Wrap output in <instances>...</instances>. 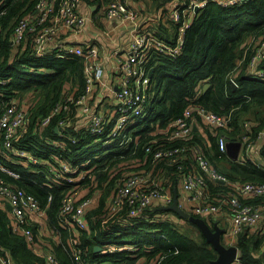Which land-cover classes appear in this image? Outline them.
Instances as JSON below:
<instances>
[{"label":"trees","instance_id":"16d2710c","mask_svg":"<svg viewBox=\"0 0 264 264\" xmlns=\"http://www.w3.org/2000/svg\"><path fill=\"white\" fill-rule=\"evenodd\" d=\"M38 1H4L8 12L2 17L6 32L0 43V109L16 103L19 108L31 110V122L28 130H19L16 134L11 150L6 149L0 141V159L21 173L18 179L8 174L5 176L35 196L41 205H47L49 196L53 197L47 227L59 235L56 240L51 237L57 257L64 263L75 264L70 247L73 239L79 240L83 250L80 264H211L218 256L212 243L207 241L203 233L200 239H195L182 231L179 222L170 218V213L182 218L174 212L158 209L161 202H155L139 216L130 217L126 205L115 212L108 209L107 199L120 176L152 168L153 155L146 151L145 146L159 130L167 126L170 119L180 117L187 108L196 105L229 115V128L210 129L201 124L189 141L178 142L205 146L213 166L231 181L264 182V168L260 167L264 166V149L261 150L258 159L261 165L258 166L251 159H246L244 163L231 159L220 151L218 144L219 134H225L229 139H236L243 134L246 120L254 122L251 129L254 132L264 124V77L249 73L251 48L245 58L251 40L264 32V0H247L227 7L210 2L197 13L186 30L179 55L154 56L151 61L154 69L148 114L134 118L135 123L130 127L133 140L125 148L115 145V140L109 137L112 125L103 135H94L85 127L75 131L78 123L73 119L77 113L74 103L70 104L71 110L64 108L48 126L40 125L39 119L51 114L66 96L78 98L82 95L86 81L85 63L79 57L60 58L55 52L38 56L28 48L19 58L9 60V36L14 19L19 14L34 11ZM172 1L156 0V4L163 7ZM175 27L172 26L173 30L169 32L165 25H160L158 33L171 41ZM243 58L245 60L240 64ZM231 73L237 87L230 81ZM205 85L209 86L205 89ZM67 112H71L67 124L75 123L73 127L69 125V129L72 135L77 136V142L55 132L59 119ZM21 148L39 157L40 163L33 164L27 158L18 156L17 150ZM187 155L184 173L197 168L191 161L194 153L188 151ZM62 161L76 166L78 171L94 174L90 181L96 186L91 187L90 193L97 191L99 197L88 213L89 227L85 230H66L59 220L63 197L76 185L58 179L50 171V168L61 169ZM163 166L166 168V177L161 178L159 168ZM154 175L159 177V183L170 189L173 197L177 190L180 199L178 184L182 172L177 166L162 162ZM218 185L219 182L211 183L213 194H219L218 188H226L223 184ZM157 214L170 217H155ZM12 217L11 204L2 198L0 248L8 249L17 264H44L36 248L24 236L12 231L15 221ZM215 219L211 217L207 221L211 226L217 223L222 227ZM39 228L38 225L33 227L35 235L40 233ZM263 244L264 232L261 230L240 234L236 245L242 264H264ZM128 246L132 248L128 249ZM112 247H118L119 250L113 251Z\"/></svg>","mask_w":264,"mask_h":264},{"label":"built area","instance_id":"2783aa9c","mask_svg":"<svg viewBox=\"0 0 264 264\" xmlns=\"http://www.w3.org/2000/svg\"><path fill=\"white\" fill-rule=\"evenodd\" d=\"M4 1L0 3V43L6 32L2 17L8 12ZM134 1L140 4L150 2L154 6V0H39L34 11L16 16L9 36V60L19 58L30 48L38 56L55 52L57 57L75 56L85 63L84 93L78 98L66 96L51 114L39 119L41 126L51 124L54 117L60 115L64 108L71 110L70 104L74 103L77 113L73 119L77 118L78 123L75 131L85 127L94 135H103L108 126L112 125L109 137L115 140L114 144L120 148L128 147L133 140L130 127L135 123L134 118L148 114L147 107L152 97L151 75L154 69L151 61L154 56L179 55L186 30L197 13L210 2L227 7L247 0H173L165 4L162 11L155 7L156 11L148 13L142 7L135 6ZM115 19L121 20L129 28L131 40L128 46L123 47L121 43L113 45L116 36L113 29L105 26V21L110 23ZM89 22L97 29L94 35H90L87 30ZM160 25H165L169 32H172V26H176L171 41L159 35ZM84 34L91 39L80 41ZM249 48L252 49L248 60L249 73L264 77V32L251 40L245 58ZM230 81L235 87L238 86L233 73ZM30 111L19 108L16 103L0 109V141L6 149L11 150L19 130H28L31 122ZM70 114L71 112L63 114L55 132L77 142V136L72 135L69 129V125L73 127L75 123L67 124ZM230 121L229 115L209 111L200 105L187 108L180 117L170 119L167 126L159 130L145 146L146 151L153 155L152 168L145 172H130L120 176L107 199V208L115 212L126 205L128 215L134 217L143 214L157 201L161 202V206L171 205L174 197L170 189L159 183V177L154 175L159 164L165 162L167 165L177 166L182 172L178 184L183 192V198L179 199L181 207L206 220L227 212L231 225L225 230L224 239L227 237L230 244H237L239 235L244 231L264 232V228L260 226L264 222V182L231 181L213 166L205 152V146L178 142L189 141L201 124L210 129L225 130L229 128ZM252 125L253 121L246 120L243 134L236 139L219 134L218 144L220 151L227 154L228 141H240L242 148L238 161L244 163L246 159H251L260 166L258 159L264 149V124L256 132L251 130ZM107 142L109 145V141ZM188 151L194 153L191 161L197 168L184 173V161L188 158ZM17 154L33 164L40 163L39 157L26 149H18ZM60 166L61 169L50 168V171L58 179L76 185L63 197L59 220L66 230H85L89 227L88 213L99 197L97 191L90 193L91 187L96 186L90 181L94 174L78 171L76 166L65 161ZM260 167L264 168L263 165ZM159 170L160 177H166V168L163 166ZM5 174L18 179L21 178V173L16 168L5 165L0 159V200L3 198L12 206L15 220L12 231L24 236L36 248L37 253L43 257L44 264H67L54 251V240L51 237L56 240L59 235H55L47 227L53 197L49 196L47 205L43 206L35 196L28 194ZM212 182H219V185L223 184L226 188H218L219 194H213L210 186ZM155 217L168 216L157 214ZM37 225L38 228L41 226L40 233L35 235L33 227ZM70 247L74 263L80 264L83 250L79 240L72 239ZM111 250L119 249L112 247ZM0 264H17L11 252L4 247L0 248ZM233 264H242L240 254Z\"/></svg>","mask_w":264,"mask_h":264},{"label":"water","instance_id":"95a60500","mask_svg":"<svg viewBox=\"0 0 264 264\" xmlns=\"http://www.w3.org/2000/svg\"><path fill=\"white\" fill-rule=\"evenodd\" d=\"M209 85H205V89ZM242 143L240 141L229 140L227 143V155L233 159L238 160L239 154L241 152ZM158 209L164 211H170L176 213L180 218L190 220L195 223L202 231L203 235L206 237L207 241L212 243L218 256L215 260L211 261V264H233L236 257L239 255L240 250L236 244H228L223 242V236L225 234V229L219 224L215 223L213 226L209 222L200 216L192 214L191 212L185 210L179 204L178 191L175 190L174 201L171 205H163ZM100 249V248H96Z\"/></svg>","mask_w":264,"mask_h":264},{"label":"crops","instance_id":"0c3cea01","mask_svg":"<svg viewBox=\"0 0 264 264\" xmlns=\"http://www.w3.org/2000/svg\"><path fill=\"white\" fill-rule=\"evenodd\" d=\"M133 4L135 6L142 7V9H143V11L145 13L156 11L155 10V7H154V6H156V4H154V6H153V4L150 3V2H146V4H140L139 2L134 1ZM152 7H153V9H152ZM159 8H160L159 11H162L161 9L163 7L160 6ZM105 26L107 28H109V29H113L114 35L116 36V38H115V40L113 42V45H116V44L121 43L123 47L124 46H128L129 41L131 40V36L128 33V29H129L128 26H126L121 20H118V19H115L114 21H112L110 23L107 22V21H105ZM87 30L89 31V34L90 35H94V33L97 32V29L92 25L91 22L88 23ZM89 39H91V38H88V36L86 34H84V35H82L80 37L79 40L83 42L84 40H89ZM79 118H80V116L78 117V119ZM179 193L181 194L180 195V198L182 199L183 198V192L180 189H179ZM178 198H179V196H178ZM215 218H216L215 219L216 221H219L222 224V227L225 230H228L229 229V227L231 225V218H230V216H228L227 212H225L224 214H221V215H217ZM260 226L263 229L264 228V222H261ZM262 250L264 251V244L262 245Z\"/></svg>","mask_w":264,"mask_h":264},{"label":"rangeland","instance_id":"374dc122","mask_svg":"<svg viewBox=\"0 0 264 264\" xmlns=\"http://www.w3.org/2000/svg\"><path fill=\"white\" fill-rule=\"evenodd\" d=\"M162 1H165V0H162ZM154 4H156V0H154ZM154 7H156V8H158V7H160V6H158V4H156V6H154ZM254 116V115H253ZM253 116H251V117H253ZM246 149V146H244V150ZM221 166H223V165H221ZM170 215H171V217H170ZM170 215L168 216V217H170V218H174L175 220H177L179 223H178V225H179V227H180V229L182 230V231H185V232H187L192 238H195V239H200V237H201V233H202V231H201V229H199L197 226H195L194 224H192L191 222H190V220H187V219H184L183 220V218L182 219H179L175 214H172V213H170ZM162 218H164V217H162ZM211 222H212V220H211ZM212 224V223H211ZM213 225V224H212ZM224 241L226 242V243H228V244H230L229 243V240H228V238L226 237V239H224ZM228 241V242H227ZM224 242V243H225ZM240 254V253H239Z\"/></svg>","mask_w":264,"mask_h":264},{"label":"bare ground","instance_id":"6f19581e","mask_svg":"<svg viewBox=\"0 0 264 264\" xmlns=\"http://www.w3.org/2000/svg\"><path fill=\"white\" fill-rule=\"evenodd\" d=\"M88 161H86V163H87Z\"/></svg>","mask_w":264,"mask_h":264}]
</instances>
